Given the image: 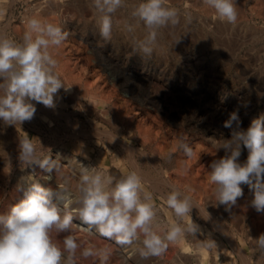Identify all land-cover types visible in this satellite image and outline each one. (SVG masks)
I'll return each instance as SVG.
<instances>
[{
  "label": "rangeland",
  "instance_id": "obj_1",
  "mask_svg": "<svg viewBox=\"0 0 264 264\" xmlns=\"http://www.w3.org/2000/svg\"><path fill=\"white\" fill-rule=\"evenodd\" d=\"M201 1L166 0L168 7L177 10L178 22L158 30L156 41L151 45L153 51L148 55L139 48L148 30L132 15L140 0H126L125 5L113 14V27L108 40L100 35L99 17L92 0H0L3 7L0 35L22 42L29 18L58 26L67 34L60 46L49 49L57 61L55 72L65 86L54 100L66 103L63 106L72 112L71 119L75 120L72 123L82 131L73 132L75 129L66 118L59 117L53 130L45 128L41 134L45 138L40 135L44 140L42 143H45V146L41 143L43 148L40 150L43 155L58 152L62 158L49 179L48 173L41 177L44 176V181L46 179L45 187H58L57 195L63 196L65 189L68 193L66 199H59L56 203L62 209L61 215H73V224L67 232L53 229L50 236L62 250L65 237H75L78 247L72 255L73 264H226L229 257L234 264H243L239 250L249 256L252 264H264V250L256 244V239L264 234V213L251 206L253 193L247 184L241 185L243 195L231 206L218 202L213 206L212 197H199L196 190L182 186L184 195L190 201H201V207L204 206L211 217L216 215L214 217L222 224L223 232L205 218V210L192 207L189 215L178 218L165 203L167 195L177 185H182L177 179L180 176L176 168L178 159H191V163L184 161V167L201 164V148L211 142L209 146L214 151L212 162L218 160L226 155L224 149H218L220 143L230 139L233 130H238L236 122L231 129L224 127L232 112L238 114L239 128L244 130L254 119L264 116V87H259L258 81L264 82V31H257L264 29V0H234L237 12L234 24L218 19L215 10ZM244 65L250 71L245 72ZM132 91L139 92L137 98L129 99ZM74 92L77 103L71 105L69 95ZM117 97L126 99L128 111L129 106H139L152 115L134 117L132 134H128L123 125L115 130L116 136L137 148L136 163L152 176L153 181L159 178L171 181L164 186L151 187L141 179L144 191L152 195L151 202L156 213L152 230L163 238L173 224L184 229L175 241H164L166 247L159 255L143 254L146 250L142 233L127 245L117 243L115 237L100 236L95 228L81 230V234H77L79 222H82L76 211L80 170L84 166L94 167L106 176H113L109 170L114 168L118 173L117 179L135 171L121 146L112 144L105 136L86 135L94 124L99 130L112 128L116 121L113 111L118 108ZM102 108L109 112L103 116L110 121L99 115L98 111ZM166 128L171 129L168 143L162 145L158 142L159 134L154 141L156 129ZM182 143H193L198 148L193 147L194 153L188 156L180 147ZM83 147L88 155L82 153ZM100 148L103 153H108L107 159L98 166L91 158L98 157ZM155 150H161L166 157ZM247 156L248 150L242 149L239 162L244 163ZM70 161L75 168L69 167ZM207 170L211 171L210 168ZM207 170L204 173L210 172ZM33 175L31 179H34ZM210 207L215 210L211 212ZM189 225L195 230L188 231ZM89 247L99 254L84 257L82 253ZM234 247L236 250L240 248L238 252ZM104 253L107 254L106 260L103 259ZM69 255L63 251L61 264H65Z\"/></svg>",
  "mask_w": 264,
  "mask_h": 264
},
{
  "label": "clouds",
  "instance_id": "obj_2",
  "mask_svg": "<svg viewBox=\"0 0 264 264\" xmlns=\"http://www.w3.org/2000/svg\"><path fill=\"white\" fill-rule=\"evenodd\" d=\"M215 10L218 18L230 24L237 20L234 0H203ZM126 3V0H92L98 13L99 32L108 40L112 32V16ZM3 7L0 5V14ZM132 15L148 30L146 39L139 45L140 51L150 55L151 45L156 41L157 32L169 23L178 22V12L167 6L166 0H140ZM131 30V28L129 29ZM67 34L58 26L44 24L36 18L26 21L22 42H16L0 35V120L7 125L22 124L33 119L36 106L32 101L54 108V97L64 83L55 72L57 61L49 49L58 47ZM237 129L231 138L220 143L226 155L210 164L209 182L213 184L216 201L222 205H235L243 195L242 184H247L253 193L250 201L256 211H264V116L254 119L244 130L239 128V117L232 112L224 127ZM188 156L192 149L180 144ZM19 160L39 167L51 177L55 164L49 159L40 161L36 146L29 138L20 142ZM248 150L244 163L239 162L242 149ZM23 198L15 203L6 214H0V264H61L63 251L70 255L67 264H73L72 255L78 244L75 237H65L64 250L52 242L50 233L67 232L73 224V215H61V208L55 200L66 199L68 193L58 196L51 188L32 183L19 189ZM79 197L76 209L80 221L89 231L95 228L104 238L115 237L121 245L131 244L143 234L144 255H159L167 241H175L184 231L173 224L165 237L152 230L155 209L152 195L144 191L141 177L136 171H129L117 179L104 175L93 167L81 169ZM167 207L178 218L191 212L188 197L173 189L166 197ZM197 227V226H196ZM188 231L195 229L189 225ZM257 247L264 250V234L256 239ZM94 248L84 249L82 255H98ZM107 259V254H103Z\"/></svg>",
  "mask_w": 264,
  "mask_h": 264
},
{
  "label": "bare ground",
  "instance_id": "obj_3",
  "mask_svg": "<svg viewBox=\"0 0 264 264\" xmlns=\"http://www.w3.org/2000/svg\"><path fill=\"white\" fill-rule=\"evenodd\" d=\"M203 1H201L202 3ZM8 6V5H7ZM10 6V5H9ZM251 7V6H250ZM253 8V7H252ZM29 9V8H28ZM32 9V8H31ZM37 12V11H36ZM40 12V11H39ZM43 12V11H42ZM260 12V10H259ZM217 17V16H216ZM40 19V18H39ZM219 19V18H218ZM10 20V19H9ZM220 21V20H219ZM25 24V23H24ZM23 24V25H24ZM245 22L242 23V26L244 27ZM22 25V24H21ZM20 25V26H21ZM25 26V25H24ZM258 29V28H257ZM4 30V29H3ZM253 30H256L255 28ZM22 31V30H21ZM252 31V30H251ZM257 31H264V29L259 28ZM253 32V31H252ZM256 33V32H254ZM260 33V32H259ZM263 34V32L261 33ZM22 36V35H21ZM160 45V44H159ZM243 70L245 72L250 71L245 65L243 67ZM57 72V71H56ZM251 75H253L251 73ZM258 81H260V86L259 87H264V82L261 81L260 79H258ZM75 84V83H74ZM80 84V83H79ZM123 84V83H122ZM77 85V84H76ZM72 86V85H71ZM78 86V85H77ZM127 86V85H126ZM77 88V87H76ZM108 88V87H107ZM75 89V88H74ZM79 89V88H78ZM78 89L76 91H78ZM107 90V89H106ZM132 90V89H131ZM73 91V90H72ZM75 91V92H76ZM73 93V95H69L70 100L69 102L72 103L71 105H73L74 103H77V98L75 97L76 93ZM106 92V91H105ZM147 93V92H146ZM145 93V94H146ZM69 94V93H68ZM78 94V93H77ZM139 94V92H138ZM138 94H136L135 92H131V96L129 99L132 98H137ZM132 97V98H131ZM120 97H117V99H119ZM116 99V100H117ZM128 99V101H129ZM126 100V99H124ZM123 99H119L117 100L118 102V108L113 111V116L114 119L116 120L113 124H112V128L108 131H106V128L104 130H99L95 124L92 126L93 128H91L88 131V134H86L84 131V133L86 135L91 136L94 135L96 137H100V136H105V138H107L106 140L110 141L112 144L114 145H119L121 146L125 152H126V156L127 159L129 161V163L131 164V166L134 168V170L139 174V176L141 177V179L146 182L147 184L151 185V187H156L159 184H162L164 186L167 185L166 183H170L169 179L166 178H159V179H154L155 181H153L152 176H150V174L146 173L145 171H143L139 165L136 163L135 160V154L137 151V148L134 147L132 144L128 143L127 141H125L124 139L121 140L119 139L116 134H115V130L120 127V126H125L127 128V132L128 134H132V120L134 117L137 118H141L142 116H150L152 115L150 111L148 110H143L141 109V107L136 106L135 108H133V106H129V111H128V105L126 103V101H124ZM136 100V99H135ZM134 100V101H135ZM79 101V100H78ZM103 102V101H102ZM32 103L35 104L36 106V112L34 114V117L32 120L30 121H25L22 124L17 123L16 125H7L3 122V120H0V214L6 215L11 207L19 202V200H21L23 198V193L19 190L21 186L27 188L30 184L32 183H40L41 185L45 186V181L42 179L44 178L41 177L43 174L45 175L46 172H44L37 163H33V164H27L24 163L22 161L19 160V152H20V142L23 141L25 138H29L31 140V142L36 146V150H37V157L40 161H43L45 159H49L50 162L54 163L55 165L59 164L61 161V156L59 155L60 153L56 152H47L46 154L44 153V155L42 154V151L40 150L41 147V143L44 141L42 140V137L45 138V136H42L41 134L44 132L45 128H47L48 130H53V128L55 127V123L56 120L59 117H65L66 121L68 124H70V126L72 127L73 132H79L81 133V129H79L78 125L75 123H72V119H71V113L72 112H68L65 109L64 103H61V101L59 99L54 100L55 103V107L54 108H48L46 106H44L43 104H39L36 103L35 101H32ZM126 103V104H125ZM135 103V102H134ZM66 104V103H65ZM78 105V104H77ZM103 106V105H102ZM99 109V108H98ZM101 111V112H100ZM99 115L103 116L106 114H109V112L105 109H101L98 111ZM104 118H108L106 116H103ZM151 117V116H150ZM65 118H63L65 120ZM155 118V117H154ZM108 120V119H107ZM65 121V122H66ZM75 121V120H74ZM73 121V122H74ZM110 121V119L108 120ZM114 121V120H113ZM111 126V125H110ZM160 128V127H159ZM158 128V129H159ZM162 128V127H161ZM56 129V128H55ZM54 129V130H55ZM151 129V128H150ZM47 130V131H48ZM46 131V133H47ZM152 131V130H150ZM155 131V130H154ZM82 132V133H83ZM37 133V135H35ZM45 133V134H46ZM53 133V132H52ZM78 133V134H79ZM83 133V135H85ZM68 134V133H67ZM158 134L160 136V140L158 142H162V145H165L168 143V137L171 135V129L166 128V129H160L159 131H157L156 129V133L155 135H153L154 137V141H156L158 139ZM175 133H172V135H174ZM40 135L42 137H40ZM75 135V134H74ZM77 135V133H76ZM176 136L177 133H176ZM175 136V137H176ZM180 137V136H179ZM151 138V137H150ZM174 139V138H173ZM211 139V138H210ZM46 140V139H45ZM175 141V140H174ZM212 141V140H211ZM151 142V141H150ZM57 143V142H56ZM45 146V143H42ZM210 143H206L204 144V147L201 148V152L203 153V160L201 162V164L197 163L195 164V166H189L187 165L186 167H184L183 163L185 164V162L191 163V159L187 158L185 160H179L178 159V163L176 164V168H177V172L180 173V176L177 178L179 183L182 184L180 185H175L176 189L179 190L183 195L185 194L182 186L184 187H191V190H196L195 192H198L199 197L202 195H205L207 198L212 197V205L213 203H217L216 201V197L214 195V185L211 184L209 182V173H204V170L206 171L207 169L210 168V164L212 163V150H211V146H209ZM189 148H191L193 150L194 148H198L197 145L195 144H188L187 145ZM200 147V145H199ZM46 148V147H45ZM165 149L166 146H164ZM86 148L83 147L82 148V153H86L88 151L85 150ZM163 149V147H162ZM99 155L98 157H93L91 159H93V163H95L96 165H100V163H102V161L104 162V160H106V156L108 152L103 153L101 151V148L99 149ZM157 151V150H155ZM154 151V152H155ZM167 151V150H166ZM165 151V152H166ZM195 151V150H194ZM157 152H159L161 155L165 156L164 153L161 150H158ZM54 153V154H53ZM170 153V152H169ZM194 153V152H192ZM119 154V153H118ZM144 155H146V153H142ZM168 154V153H167ZM88 155V154H87ZM194 155V154H193ZM109 156V155H108ZM158 156V155H157ZM160 156V155H159ZM152 157H154V155L152 154ZM184 157V156H183ZM215 157V156H214ZM164 158V157H163ZM185 158V157H184ZM43 159V160H42ZM65 160V159H64ZM158 160V159H157ZM187 160V161H186ZM193 160V159H192ZM69 161V160H67ZM185 161V162H184ZM72 161H70L71 163ZM106 162V161H105ZM115 162V161H113ZM150 162V161H148ZM67 163V162H65ZM69 163V162H68ZM153 163V161H152ZM72 164V163H71ZM68 164L69 167H73V164ZM76 164V163H75ZM74 164V165H75ZM65 165V164H63ZM151 165V164H150ZM153 165V164H152ZM66 166V165H65ZM102 166V165H101ZM68 167V166H67ZM79 167V166H78ZM77 168V167H76ZM71 170V168H69ZM72 171V170H71ZM74 171V170H73ZM81 171V170H80ZM110 173L113 175V177H116V175H118L117 171L114 168H111ZM210 171V170H207ZM34 174V175H33ZM52 174V173H51ZM32 175L34 176V179L32 178ZM47 175V173H46ZM76 175V174H75ZM159 175V174H158ZM77 177V176H76ZM49 179V177H47ZM81 178V177H80ZM157 178V177H155ZM53 180V178H52ZM58 180V179H57ZM55 181V180H54ZM52 182V181H51ZM58 182V181H57ZM53 183V182H52ZM60 183V182H59ZM49 185V184H48ZM52 185V184H51ZM172 185V184H171ZM174 186V185H173ZM50 187V186H49ZM57 187V186H56ZM60 187V186H59ZM52 189V188H51ZM157 189V188H156ZM186 189V188H185ZM188 189V188H187ZM53 192L57 193L59 192L58 187L57 188H53L52 189ZM159 190V188H158ZM190 190V189H189ZM187 193V192H186ZM193 193V192H192ZM194 195V194H193ZM59 196V195H58ZM185 196V195H184ZM210 199V198H209ZM64 200V199H63ZM251 200V199H250ZM55 202H59V199L55 200ZM201 201L199 200H192L191 204L192 206L196 209V210H205V208L201 207L200 204ZM211 203V201H208ZM208 203V204H210ZM58 204V203H57ZM239 204V203H237ZM216 205V204H215ZM213 205V206H215ZM70 206V205H69ZM211 206V205H209ZM211 206L212 208H215ZM211 212L215 209L212 210ZM225 207V206H224ZM74 208V207H73ZM209 209V210H210ZM62 210V209H61ZM71 210V209H70ZM218 210V208H217ZM74 211V210H72ZM71 211V212H72ZM206 211V210H205ZM204 211V212H205ZM264 213V211H262ZM248 213V212H247ZM215 214V213H214ZM249 214V213H248ZM205 218L207 217V219L209 220V222L214 223L216 227H219V229L223 232V227L222 224L219 223V221L217 220L216 215L211 217L210 212L206 211ZM213 215V214H212ZM155 219V218H154ZM223 222V221H222ZM227 237V236H226ZM235 244V243H234ZM234 246V245H233ZM235 249V247H234ZM240 248H238L237 250H239ZM197 250V249H196ZM200 250V249H199ZM235 249V251H237ZM223 251L221 250V253ZM238 252V251H237ZM236 252V253H237ZM204 254V253H203ZM224 254V253H223ZM241 260L243 262V264H252L251 260L249 258V256H247L243 251L239 250V253ZM139 255V254H138ZM198 255V254H196ZM225 257V256H224ZM230 259L227 260L226 264H234V262L232 261L231 257H229ZM204 260V259H203ZM68 261V260H67ZM67 261L65 262V264H67ZM225 264V263H224Z\"/></svg>",
  "mask_w": 264,
  "mask_h": 264
},
{
  "label": "built area",
  "instance_id": "obj_4",
  "mask_svg": "<svg viewBox=\"0 0 264 264\" xmlns=\"http://www.w3.org/2000/svg\"><path fill=\"white\" fill-rule=\"evenodd\" d=\"M78 230L79 231L77 232V234H81V230L88 231V226L83 224L82 222H79ZM139 260H140V258H139Z\"/></svg>",
  "mask_w": 264,
  "mask_h": 264
}]
</instances>
